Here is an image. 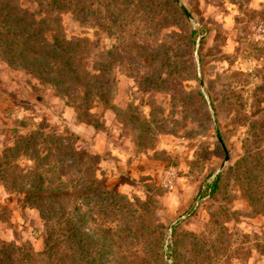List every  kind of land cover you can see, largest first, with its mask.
<instances>
[{"label": "rangeland", "instance_id": "374dc122", "mask_svg": "<svg viewBox=\"0 0 264 264\" xmlns=\"http://www.w3.org/2000/svg\"><path fill=\"white\" fill-rule=\"evenodd\" d=\"M14 1L52 30L59 18L67 38L86 40L81 66L115 91L110 103L80 102L91 111L79 119L54 86L0 58V153L35 133L63 137L86 163V154L99 157L96 176L111 193L48 204L45 220L23 186L0 184V246L8 244L15 264H176L180 230L212 245L202 264H264V212L243 196L239 176L246 158L241 174L252 171V198L261 204L255 167L264 164V0H179L195 24L164 0H69L61 12L46 0ZM160 44L176 55L171 62L150 60ZM37 144L21 149L15 161L22 170L83 184L81 168L59 174L71 162L44 161L50 144ZM65 216L86 263L73 243L63 251ZM50 232L48 260L39 255Z\"/></svg>", "mask_w": 264, "mask_h": 264}, {"label": "trees", "instance_id": "16d2710c", "mask_svg": "<svg viewBox=\"0 0 264 264\" xmlns=\"http://www.w3.org/2000/svg\"><path fill=\"white\" fill-rule=\"evenodd\" d=\"M0 2L2 3L0 8V58L3 61L13 68H21L27 71L43 83L54 86L60 95L67 98V104L72 105L77 110V117L79 119L81 117H88L91 111L89 106L83 109L80 102L87 103L94 97L105 103L111 102L114 96L113 93H115L114 90L109 88L111 85L104 84L101 73L92 75L79 62L86 40L67 38L66 34L59 28L61 26L59 25V18L52 19V30V28H49L48 20L42 19L37 21L31 16L30 12L24 10L14 0H0ZM46 2L51 12L67 11L71 8L69 0H46ZM164 2L170 6L173 5V8L180 14L185 13L183 7L178 4V0H164ZM49 32L51 33L50 39L47 36ZM158 48H160V52ZM161 48H166V51H161ZM168 50L169 53H167ZM170 53V46L167 47L165 44H160L157 46V49L155 48L154 55L149 56V58L153 62L159 60L171 62L176 55L172 56ZM98 71L101 72V69L98 68ZM81 88L85 89L84 92H80ZM77 100L78 104H76ZM111 105L113 104H108V106ZM43 136L44 134L35 133L28 139L22 138L14 147H7L0 153V184L4 186L10 185L13 189L17 185L23 186V193L25 194L27 203L35 205L45 220L50 219V216L45 211V206L59 203L66 197L73 199L74 197L80 198L82 196L85 198L98 196L104 200L110 197L111 193L101 185L96 176L99 165L98 156L86 154L84 157L88 161L86 163L85 159H79L76 156L75 146H71L70 144L65 145L66 141L63 137L58 136L50 141V139ZM41 138L50 144L48 155L44 161H51L52 158H55L57 159V164L63 161L71 162L69 166L59 169L58 173L63 175L68 169H74L75 171L81 168V171L84 173L82 176L83 184H80L81 179L77 180L76 177H73L68 181V184L71 185L70 188L69 185H65L61 181L62 176L55 178L41 173L28 174L21 169L15 161L19 157L21 149H30L34 144L38 147L37 142ZM36 153L38 154L37 151ZM246 162L245 158L241 160L239 165L241 166V169L239 168V176L242 183L241 189L243 196L251 203L255 212L259 214L264 212V190L260 194L262 203L258 204L252 198V191L256 190V187L251 185L252 179L248 175L252 171L245 175L241 174V171L247 169L245 167ZM255 170L257 171L256 179L259 182H264V164L261 167L256 165ZM57 181H61V185H57L55 188L53 185ZM217 189L218 185L215 182L211 191L215 193ZM119 206L123 205H109V207L113 208H118ZM133 214L137 215L136 209L133 210ZM68 218V216H65L61 225ZM72 223L71 220H67L64 223L67 231L66 235L63 236L65 239L61 241L63 251L65 249L70 251V244L73 243L76 250L80 252L78 259L86 263L88 261L83 253V249L85 248L81 246L80 241L74 238L73 231L71 230ZM50 233L46 250L43 254L39 255L40 258L43 255L49 256L47 257L48 260H51L50 256L53 255L51 252L53 246L50 245L49 241H52L54 234ZM175 234L174 254L176 264H202V260L205 259L206 254H210L209 251L212 245H208L202 237L185 230H180V232H176ZM187 239L190 240L188 244L185 243ZM58 242L57 240L56 243L60 244ZM188 248H191V250L189 251ZM187 252H193L191 261H187L184 257ZM207 259L212 260L213 257L209 256ZM0 264H15L13 252L6 243L0 246Z\"/></svg>", "mask_w": 264, "mask_h": 264}, {"label": "water", "instance_id": "95a60500", "mask_svg": "<svg viewBox=\"0 0 264 264\" xmlns=\"http://www.w3.org/2000/svg\"><path fill=\"white\" fill-rule=\"evenodd\" d=\"M179 1V0H178ZM180 3V2H179ZM180 5L183 7V9H184V12H185V14H186V16L195 24V20L193 19V17L191 16V14L189 13V11L185 8V6H183V4H181L180 3ZM223 148L225 149V146L223 145ZM226 150V149H225ZM229 159H230V157L227 155L226 156V158H225V161H224V163H223V165H222V167H221V169L220 170H223L224 169V167H225V165H226V163L229 161Z\"/></svg>", "mask_w": 264, "mask_h": 264}, {"label": "crops", "instance_id": "0c3cea01", "mask_svg": "<svg viewBox=\"0 0 264 264\" xmlns=\"http://www.w3.org/2000/svg\"><path fill=\"white\" fill-rule=\"evenodd\" d=\"M77 127L76 129H74L73 131H75L76 133H79L77 131H79V129H82L83 131L85 130V128H83L82 126H75ZM81 134V133H80ZM83 134V133H82Z\"/></svg>", "mask_w": 264, "mask_h": 264}]
</instances>
